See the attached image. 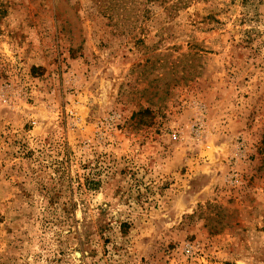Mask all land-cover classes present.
Returning <instances> with one entry per match:
<instances>
[{
  "label": "rangeland",
  "instance_id": "374dc122",
  "mask_svg": "<svg viewBox=\"0 0 264 264\" xmlns=\"http://www.w3.org/2000/svg\"><path fill=\"white\" fill-rule=\"evenodd\" d=\"M0 264H264V0H0Z\"/></svg>",
  "mask_w": 264,
  "mask_h": 264
}]
</instances>
